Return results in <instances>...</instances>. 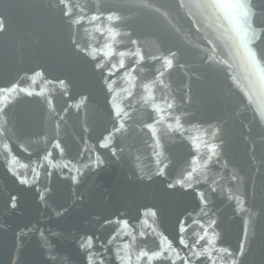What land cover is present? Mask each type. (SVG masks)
<instances>
[{"label": "snow or ice", "instance_id": "obj_1", "mask_svg": "<svg viewBox=\"0 0 264 264\" xmlns=\"http://www.w3.org/2000/svg\"><path fill=\"white\" fill-rule=\"evenodd\" d=\"M175 6L181 10L188 9L189 17L193 16L190 11L193 8H209L222 12L239 37L252 68L259 72L262 81L260 91L264 94V48L258 50L255 47L258 42L264 44V0H211L207 4H187L185 0H175ZM56 8L66 26L68 46L73 55L90 68L99 83L104 100L103 113L99 117L93 116L92 126L84 127L83 130L91 133L99 127L100 135L95 145H90L81 135L82 145L78 149L75 163L72 160L63 165L54 163L53 150L58 156H64L71 151V145L62 143V117L56 112L55 102L49 94L44 97V103L50 114H54L49 116L51 135L45 136L42 154L36 153L38 162L30 168V174H22L16 170L18 158L14 149H22L25 153L28 150L23 146V137L19 133L13 112L15 105L10 97H36L44 96V93L30 91L16 81L0 85V151L3 153L6 170L20 185H26L29 189L37 187L39 200L47 207L48 200L56 191L52 186L53 170L60 169L62 175L63 170L67 169V179L79 184L86 172L100 169L108 163L102 153L96 151L97 148L107 150L114 159H120L126 151L130 153L133 146L142 141L143 134H148L152 140V155L157 157L156 170L148 173L140 168L134 171L133 175L149 191L156 182L154 177H163L161 187L153 194L150 203H144L137 208L135 217L120 214L113 215L111 219H104V226H113L107 236L102 238L97 231L82 233L76 246L77 254L81 257L79 264H245L251 222L248 214L264 218V126L260 125V122H264V105H260L258 111L252 108L255 103L253 88L245 87L242 90L237 105L253 112L252 120L245 125L249 134L253 132L251 125L261 127L258 134L261 147L259 154L256 139L251 135L248 137L250 168L260 173L262 178L259 190L251 175L234 165L229 156L227 122L213 117L199 124H192L191 121L195 117L188 110L193 99L191 86L185 85L179 95L170 90L166 76H170L175 68L183 69L185 65L179 62L183 50L179 30L171 28L170 31H163L159 27L158 18L167 19V12H161V9L148 4L125 3L123 0H105L103 5H97L87 12L78 5H73L71 0H58ZM130 14L151 19L160 41L159 54H145L141 47L142 41L132 38L138 37L135 27L133 31L124 33L128 37L127 51H117L113 47V44L117 43L115 38L121 34L114 25L127 24ZM6 21L7 16L0 14V34L6 33L8 29ZM104 21L108 22V26L101 28L100 25ZM85 23L96 26V31L104 38L102 44L81 42L79 30ZM168 23L171 24L170 20ZM196 31H199L198 26ZM201 43L207 46L202 59L205 64L211 66L217 62V45L209 36H203ZM116 56L120 59L113 63L110 58ZM126 56L132 58L128 64L124 61ZM220 63L228 64L226 60ZM31 72V77L25 73L20 79H34L46 74V70L39 66L38 70L33 69ZM231 79L236 80L234 76ZM118 81H122V85L118 84ZM48 82L58 86L61 95L72 101V104H67L66 101V106L61 108V112H67L68 108L72 107L78 111L90 108L93 102L92 93L81 92L73 96L74 84L70 76H57ZM141 112L144 115L138 118V113ZM87 115L85 112L86 117ZM186 122L189 127L185 126ZM87 123L86 119L85 124ZM162 128L179 134L182 139L186 138L195 149L194 152L189 151L186 166L182 167L179 173L170 172V161L164 164L159 159L163 148ZM193 129H196L199 135H190ZM23 167L29 169V165ZM209 168L216 170L210 183L207 172ZM241 172H244V175H241ZM214 194L226 195L227 200L234 205V213L245 214L241 217V239L236 248L223 242L218 244L219 217L216 211H213V202L209 198ZM177 195H190L193 202L176 217L174 231L161 230L160 224L163 223L167 211L165 204ZM19 203L18 195L9 194L6 202L9 209H17ZM60 208L59 211L53 209V212L56 216L63 217L69 209L63 206ZM130 219L139 222V230L130 225ZM28 231H38L42 238H46V232L56 235L47 228L41 229L39 222L35 227L28 228ZM25 234L23 229L17 233L8 264H25ZM124 237L130 238L131 241H136L138 237L143 238L142 245L134 254L130 243H120ZM149 241L152 242L151 246ZM48 247V259L42 264H70L54 244H49ZM53 252L57 254L53 255Z\"/></svg>", "mask_w": 264, "mask_h": 264}, {"label": "water", "instance_id": "obj_2", "mask_svg": "<svg viewBox=\"0 0 264 264\" xmlns=\"http://www.w3.org/2000/svg\"><path fill=\"white\" fill-rule=\"evenodd\" d=\"M104 2L105 0H71L73 5H78L85 12L97 5H103ZM123 2L148 4L161 9V12L168 13L167 19L158 18V24L163 31H170L171 28L179 30L183 49L179 62L185 65L183 69L175 68L170 76H166L170 90L179 95L185 85L191 86L193 99L188 110L195 117L191 121L192 124H199L213 117L227 122L229 156L234 165H238L251 175L259 190L262 178L260 173L250 168L248 137L251 135L256 139L259 154L261 147L258 134L261 127L253 124L251 125L253 132L248 133L245 125L252 120L253 112L238 107L237 101L245 87H252L255 95L252 108L258 111L259 106L264 105V94L260 91L262 81L259 72L252 68L239 37L224 18L223 13L209 8H193L190 10L193 16L189 17L187 15L189 10L177 9L175 0H123ZM210 2L211 0H185L187 4ZM57 3L58 0H0V14L7 16L8 25L6 33L0 34V85L16 81L21 83V87L30 91L44 93V96L36 97L23 95L10 97L15 105L13 112L19 133L23 137V146L28 150L25 153L22 149H14L18 158L16 170L22 174H30V168L38 162L36 153L42 154L45 136L51 135L49 116L54 114H50L45 105V96L51 94L56 112L62 117L60 131L62 143L67 142L71 145V151L64 156H58L53 150L54 163L63 165L69 160L75 163L78 149L82 145L81 135L90 145H95L101 131L99 127L91 133L83 130L84 127L92 126L93 116L102 115L103 95L90 68L78 60L68 46L67 29L56 8ZM107 26V21L100 25L101 28ZM114 26L121 33L115 38L117 43L113 44L117 51L128 50L126 47L128 37L124 33L133 31L135 27L138 30V37L132 38H139L142 41L141 47L145 54H159L160 41L150 18L130 14L127 24ZM197 26L199 31H196ZM203 36H209L217 45V62L211 66L205 64L202 59L207 51V46L201 43ZM79 38L81 42L101 44L104 39L96 31V26L88 23L80 27ZM255 47L259 50L264 48V44L258 42ZM110 59L113 63H117L120 58L116 56ZM131 59L128 56L124 57L126 64ZM224 60L228 62L227 65L220 63ZM38 66L46 70L44 77L20 79L25 73L31 77V70H38ZM57 76L72 78L73 96L81 92H91L93 102L90 108L78 111L72 107L68 108L67 112H61V108L66 106V101L67 104H72V101L61 95L58 86L48 82ZM233 76L236 78L235 81L231 79ZM118 84L122 85V81H118ZM85 112L88 113L87 117ZM143 115V112L138 113V118H142ZM86 119L87 124H85ZM260 125L264 126V122H260ZM185 126L189 127L187 122ZM190 135L197 136L199 132L193 129ZM161 144L163 148L159 159L164 164L171 162L169 170L172 173H179L182 167L186 166L189 151H195L186 138L182 139L179 134L163 128ZM151 145L150 135L143 134L142 141L134 145L130 153L126 151L120 159H114L107 150L97 148L96 151H100L108 163L100 169L86 172L79 184L67 179L69 175L67 169L63 170L62 175L60 169L53 170L54 175L51 179L56 191L48 200L47 207L39 200L37 187L29 189L26 185H20L6 170L3 153L0 151V264H8L15 247L17 233L21 229L26 233L23 237L25 264H42L48 259L49 244H54L70 264L73 262L79 264L81 257L77 254L76 246L82 233L97 231L102 238L107 236L113 226H104L102 223L104 219H111L113 215L120 214L135 217L137 208L144 203H150L153 194L161 187L163 177H154L156 182L149 191L133 175L134 171L140 168L148 173L156 170L157 157L152 155ZM23 165H29V169L24 168ZM207 172L210 183L216 170L209 168ZM241 175H244V172H241ZM9 194L18 195L20 198L19 206L15 210L6 206ZM209 198L213 202V211H216L219 217L218 244L223 242L227 246L236 248L241 239V217L245 214L234 213V205L227 200L226 195L214 194ZM192 202L190 195H177L166 202L167 211L163 223L160 224L161 230L174 231L176 217ZM60 206L69 209L63 217H58L53 212V209L61 210ZM248 215L251 222L245 264H264V218ZM37 222L41 229L47 228L56 235H49L46 232V238H42L38 231L29 232L28 228L35 227ZM129 223L139 230V222L130 219ZM124 242L132 245L134 254L142 245L143 238L138 237L136 241H131L130 238L124 237L120 243ZM151 243L149 241V246Z\"/></svg>", "mask_w": 264, "mask_h": 264}]
</instances>
